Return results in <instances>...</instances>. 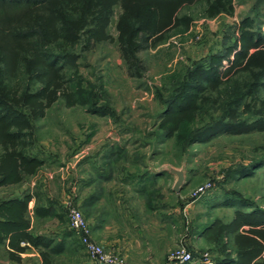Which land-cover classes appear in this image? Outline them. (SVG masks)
<instances>
[{"label":"rangeland","instance_id":"obj_1","mask_svg":"<svg viewBox=\"0 0 264 264\" xmlns=\"http://www.w3.org/2000/svg\"><path fill=\"white\" fill-rule=\"evenodd\" d=\"M106 1L109 0L100 2ZM209 1L162 4L164 26L155 34L142 32L145 38L132 57L124 52L119 39L118 24L124 14V2L111 0L103 35L96 39L89 37L87 41L82 34L70 45L74 57L60 59L64 66L60 72L64 81L57 91L60 94L47 103L43 114L28 117L32 128L27 131L31 135L24 139L33 144H28L25 151L39 157L38 168L22 174L18 182L0 185V202L30 194L25 212L29 237L12 246L10 239L0 234V264H96L69 229L64 204L73 199L74 190L65 188V184L70 172L73 174L75 168L81 170V161L87 159L84 167L89 170L91 162L105 154H115L110 165L115 169L136 170L138 166H146L148 173L154 169L167 171V165L184 169L187 182L176 193L182 191L186 199L179 200V211L171 214L173 221L169 226H159L157 231L154 228L159 243L167 250L163 262L156 256L154 264H165L168 255L179 245L191 248L196 256L194 261H199L200 254L207 253L213 264L217 258L225 257L242 264L236 254L240 246L254 240L264 244V219L259 224L246 220L236 226L239 223L237 211L264 212V127L255 126L259 115L246 111L244 102L248 97L229 110L232 120L246 119L248 123L243 131H219L184 146L175 135L164 139L159 128L171 93L196 63L206 65L209 55L222 52L239 37L241 19L251 16L253 27L264 32V0H231L229 11L220 9L216 13L208 11ZM136 3L133 6L143 8L147 3L154 6L145 1ZM54 6H62V3ZM10 10L14 18L42 15L36 7ZM4 12L11 15L9 10ZM257 69V66L242 68L227 83L207 88V98L198 103L191 118L183 121V127L193 131L220 116L228 97H234L235 88ZM224 73L220 77L224 78ZM6 77L8 85L18 84L19 89L28 82L22 66ZM41 84L42 80H34L30 86L37 88ZM78 86L93 91L96 103L82 102L74 94ZM64 91L77 100L69 102L62 95ZM255 96L258 100L264 99V87L260 86ZM255 104L254 107L259 106L258 102ZM21 109L29 112L27 106ZM9 145L8 140H0V163L11 149ZM257 160L260 162L243 172V166ZM205 184L210 185L197 194L196 189ZM163 190L174 193L170 181L157 187V191ZM162 199L158 200L160 206L168 202V205L177 204L173 198ZM187 203L190 208H183ZM204 227L206 233L201 235ZM257 229L262 234H257ZM35 236L44 239L35 245L31 240ZM109 250L129 264L124 255ZM253 262H264V249Z\"/></svg>","mask_w":264,"mask_h":264},{"label":"trees","instance_id":"obj_2","mask_svg":"<svg viewBox=\"0 0 264 264\" xmlns=\"http://www.w3.org/2000/svg\"><path fill=\"white\" fill-rule=\"evenodd\" d=\"M100 1L0 0V140H8L11 147L4 154L0 163V185L18 182L22 174L35 172L38 168L39 157L35 153L25 151L28 144H33L24 139L26 135H31V132L27 131L32 128L28 117L43 114L47 103L60 94L57 91L62 88L64 81L62 73H60L64 66L60 63V59L68 56L74 57L69 47L80 39L82 34L86 36L87 41L89 37L96 39L103 35L111 0L104 4ZM122 1L124 2V14L118 24L119 39L124 46V52L126 51L133 57V52L139 48L145 38L141 33L155 34L164 26L165 16L162 4L184 3L192 0ZM135 1L150 2L154 6L147 3L148 6L143 8L135 7L133 6L134 3L137 4ZM55 3H62V6L53 7ZM22 6L39 8L42 15L29 18L12 17L10 9ZM231 8V0H210L208 3L210 13H216L220 9L229 11ZM7 10L11 12L10 16L8 12H4ZM70 13L73 14L69 17ZM238 26L239 37L231 45L225 47L222 52L209 55L206 58V65L196 63L187 72L186 79L171 93L159 122V128L165 136L164 139L175 135L184 146H189L219 131L240 132L245 130V123H248L246 119L232 120L229 110L235 103H240L247 97L248 101L244 102L246 111L259 115L255 126L262 124L264 127V118H262L264 116V99L258 100V97L255 96V91L260 86L264 87V32L253 27L251 16L241 19ZM21 66L27 72L28 82L19 89L18 84L15 87L8 85L5 78L16 70L18 71ZM250 66H257L258 69L250 72L249 79H245L243 84L235 88L234 97H230L231 99L228 97L225 110L220 116L210 119L206 124L193 131L183 127V121L191 118L199 106L198 103L207 98V88L214 89L221 83H227V80L231 79L240 69ZM222 73L225 74L224 78L220 77ZM34 80H42V84L37 88H31L30 84ZM66 91L68 90L66 89ZM74 91V94H77L82 102H87L88 105L96 103L93 91L80 86L77 87V92ZM62 95L66 99L68 98L69 102L77 100V97L71 99L69 92L64 91ZM255 102H258L259 106L254 107ZM22 106H27L29 112L20 110ZM11 126H14L15 129H10ZM257 162L260 161L257 160L250 165L243 166V172L250 170ZM29 198L30 194L26 193L22 197L15 196L0 202V234L7 236L12 246L23 238L29 237L27 233L29 224L25 219ZM236 215L239 217V221L237 220L239 223H236L237 227L246 220L259 224L258 222H262L264 219V212L254 209L246 212L237 211ZM256 231H259L257 234L261 233L260 229ZM262 236L264 238V234ZM43 239L42 236H35L31 240L36 245ZM263 249L264 244L258 240H254L246 246H240L236 253L238 261H241L242 264H264V262L252 263V259L259 255ZM226 263L236 264L237 262L225 257L217 258L214 264Z\"/></svg>","mask_w":264,"mask_h":264},{"label":"crops","instance_id":"obj_3","mask_svg":"<svg viewBox=\"0 0 264 264\" xmlns=\"http://www.w3.org/2000/svg\"><path fill=\"white\" fill-rule=\"evenodd\" d=\"M115 158V154L101 155L96 162H91V174L84 167L87 166V159L81 161V170L75 168L73 174L70 172L65 188H73L72 200L82 210L90 226L91 237L96 242L121 253L129 264H154L156 256L161 257L163 262L167 250L159 243L154 228L157 231L159 226L165 228L170 225L173 221L171 214L179 211V200H185L186 195L182 191H157V187L166 181H170L172 186L176 179L167 167V171L154 169L149 173L146 166H138L136 170L125 167L115 169L110 166ZM186 182L185 174L181 190ZM165 196L169 200L173 198L177 204L168 205V202L160 206L158 200H163ZM185 207L190 208V203ZM204 228L200 231L201 235L206 233ZM150 230L153 233H149ZM176 231L178 234L177 228ZM194 262L213 264L202 260Z\"/></svg>","mask_w":264,"mask_h":264},{"label":"built area","instance_id":"obj_4","mask_svg":"<svg viewBox=\"0 0 264 264\" xmlns=\"http://www.w3.org/2000/svg\"><path fill=\"white\" fill-rule=\"evenodd\" d=\"M210 184H205L196 189L195 192H203ZM64 208L66 211L69 229L75 234L78 242L83 247L89 257L98 264H126L118 254L106 249L102 244L96 242L91 237V230L83 212L78 208L72 199H68ZM193 251L185 245L177 246L167 257L165 264H185L195 260ZM206 263L210 262L207 253H202L198 257Z\"/></svg>","mask_w":264,"mask_h":264},{"label":"water","instance_id":"obj_5","mask_svg":"<svg viewBox=\"0 0 264 264\" xmlns=\"http://www.w3.org/2000/svg\"><path fill=\"white\" fill-rule=\"evenodd\" d=\"M167 169L174 173L176 176V179L172 185V190L175 192L179 191L180 188L182 187V184L184 183L185 180V172L183 168H177L171 165H167Z\"/></svg>","mask_w":264,"mask_h":264}]
</instances>
